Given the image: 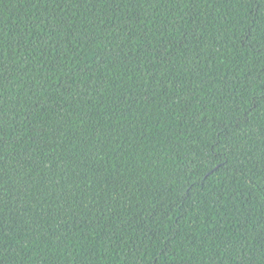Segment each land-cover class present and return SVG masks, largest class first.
Here are the masks:
<instances>
[{
  "label": "trees",
  "instance_id": "trees-1",
  "mask_svg": "<svg viewBox=\"0 0 264 264\" xmlns=\"http://www.w3.org/2000/svg\"><path fill=\"white\" fill-rule=\"evenodd\" d=\"M0 264H264V0H0Z\"/></svg>",
  "mask_w": 264,
  "mask_h": 264
}]
</instances>
